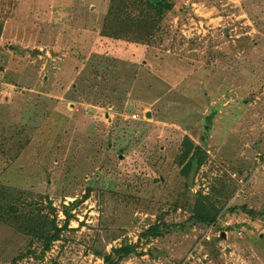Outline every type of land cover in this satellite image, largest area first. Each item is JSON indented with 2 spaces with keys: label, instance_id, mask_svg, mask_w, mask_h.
Returning <instances> with one entry per match:
<instances>
[{
  "label": "rangeland",
  "instance_id": "obj_1",
  "mask_svg": "<svg viewBox=\"0 0 264 264\" xmlns=\"http://www.w3.org/2000/svg\"><path fill=\"white\" fill-rule=\"evenodd\" d=\"M171 1L145 45L101 35L110 0H0V185L63 229L43 254L0 226V264H264V0ZM207 198L216 222L190 221Z\"/></svg>",
  "mask_w": 264,
  "mask_h": 264
},
{
  "label": "trees",
  "instance_id": "obj_2",
  "mask_svg": "<svg viewBox=\"0 0 264 264\" xmlns=\"http://www.w3.org/2000/svg\"><path fill=\"white\" fill-rule=\"evenodd\" d=\"M174 7L171 0H110L101 35L105 38L150 45L156 41V34L161 32L165 17ZM206 157L207 151L186 136L177 157L179 176L186 183H190L206 163ZM43 198L45 199L41 197V200H34L30 198L28 192L0 185V226L10 227L33 242H39L42 253L46 254L60 240L63 229L58 227L50 214H44ZM201 200L196 204L194 214L189 220L196 224L212 225L216 222L219 209L209 198ZM48 206L52 208L51 203ZM74 206H77V203H73L72 208ZM64 210L68 215V209ZM162 225L160 223L150 227L143 237L147 239L161 237L163 227L169 228L164 222ZM136 250L137 247L134 245L113 249L112 253L105 255L104 264H119ZM18 261H14L13 264H17Z\"/></svg>",
  "mask_w": 264,
  "mask_h": 264
},
{
  "label": "built area",
  "instance_id": "obj_3",
  "mask_svg": "<svg viewBox=\"0 0 264 264\" xmlns=\"http://www.w3.org/2000/svg\"><path fill=\"white\" fill-rule=\"evenodd\" d=\"M138 117V115H133V118L136 119ZM258 164H259V168L260 170H262L264 172V154L261 155V158L260 160L258 161ZM231 223L230 222H227L226 225L229 226ZM209 239V237H208Z\"/></svg>",
  "mask_w": 264,
  "mask_h": 264
},
{
  "label": "water",
  "instance_id": "obj_4",
  "mask_svg": "<svg viewBox=\"0 0 264 264\" xmlns=\"http://www.w3.org/2000/svg\"><path fill=\"white\" fill-rule=\"evenodd\" d=\"M224 235V234H223Z\"/></svg>",
  "mask_w": 264,
  "mask_h": 264
}]
</instances>
